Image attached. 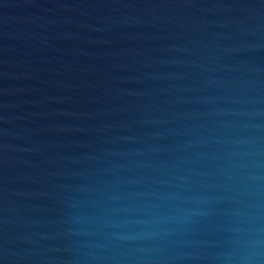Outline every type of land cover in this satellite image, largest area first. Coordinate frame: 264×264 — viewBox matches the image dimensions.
<instances>
[{"label": "water", "instance_id": "water-1", "mask_svg": "<svg viewBox=\"0 0 264 264\" xmlns=\"http://www.w3.org/2000/svg\"><path fill=\"white\" fill-rule=\"evenodd\" d=\"M0 264H264V0H0Z\"/></svg>", "mask_w": 264, "mask_h": 264}]
</instances>
